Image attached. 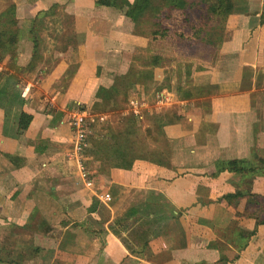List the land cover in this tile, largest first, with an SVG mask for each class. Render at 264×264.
Returning <instances> with one entry per match:
<instances>
[{"label": "crops", "instance_id": "crops-1", "mask_svg": "<svg viewBox=\"0 0 264 264\" xmlns=\"http://www.w3.org/2000/svg\"><path fill=\"white\" fill-rule=\"evenodd\" d=\"M8 2L21 39L25 35L22 40L30 44L28 53L18 51L21 39L16 46L15 65L23 68L32 57L27 32L33 19L52 7H69L77 18L71 25L76 40L53 57L40 47L32 73L15 72L9 57L0 64V72L20 79L22 110L32 116L28 128L12 136L15 126L0 109V240L8 233L14 242L11 251L0 245V259L7 261L0 264H264V225L249 242L238 236V229H254V219L244 216L248 200H222L237 191L264 195V167H259L264 162V0H233L218 48L197 42L209 49L201 61L177 58L187 49L177 35L186 32L177 24L166 25L167 39H153L150 33H134L121 12L97 6L96 0ZM8 2L0 0V15ZM190 51L193 56L199 50ZM184 65L192 66L181 79L183 89L192 90L185 99L177 92ZM129 69H151L149 84L157 82L161 89L157 97L164 93L178 104L193 105L197 116L191 113L192 127L179 131L182 117L163 110L176 119L162 128L173 145L171 164L136 160L130 170L99 172V162L85 151L74 154L68 116L82 107L90 125L99 126L106 114L90 111L97 89L111 87L115 76ZM146 107L142 113L127 108L128 114L152 115ZM230 160L247 161L256 176L228 171ZM129 192H139V199L118 209L120 193ZM146 205L179 216L152 227L150 238L132 233L139 222L121 231L122 214L131 207L143 213ZM147 238L141 253L139 241Z\"/></svg>", "mask_w": 264, "mask_h": 264}, {"label": "trees", "instance_id": "trees-1", "mask_svg": "<svg viewBox=\"0 0 264 264\" xmlns=\"http://www.w3.org/2000/svg\"><path fill=\"white\" fill-rule=\"evenodd\" d=\"M185 3L188 4L185 5ZM95 4L97 6L114 8L121 12L134 26L133 32L137 34L139 33V26L146 23L145 17L150 15L151 19L154 21V27L150 33L153 39H167L169 37V29L166 26V22H168V20H173L174 24H181L180 26L182 29H189L188 32L192 35V39H188L189 37L187 36L185 37L186 34H184V32L177 35L180 40L185 41V44L188 43L191 48H196L197 46L195 45L198 44L197 42H202L218 48V45L223 40L224 23L233 11V0H200L199 3H194L193 0H163L161 6L167 9V11L164 12L159 8V3L157 2L154 4L153 0H134L131 3L128 2V0H96ZM195 4L204 5V11H201V16L203 17L201 20L203 22L200 24H195L193 21L194 18L188 15L189 11H185L187 9H193V5L195 6ZM53 8L55 7L50 9L51 12L44 11L40 15H51L54 12L52 11ZM178 15L179 17H177ZM38 20L40 19L36 17L30 22L27 32V37L33 44L32 57L24 68H18V66L15 65V50L21 39L22 33L18 21L15 18L14 6L10 5L6 11L0 15V64L6 57H9L7 64H9L15 72L32 73L36 69V63L33 61L38 58L42 43V39L38 35L40 26L38 22L41 21ZM153 64H155V61ZM150 65H152V63H150ZM131 70L123 76L115 77V81L111 87L107 89L99 87L97 89L94 96L95 101L90 108L92 114L123 110L122 104L127 100V90L135 88L140 91L141 88H143L141 84H145L152 80L151 69L136 71L130 74L132 72ZM191 70V65H184L181 69V78L178 80L177 92L180 94V97L184 99L190 97L192 90L183 89L184 86L182 84L185 82L181 79L184 76H189ZM188 82L190 81L186 83ZM19 84L20 79L16 75L8 74V72H0V109L4 111L6 118L8 117V111L12 110L11 108L19 109L17 116L11 120L12 125L14 124L15 126L12 136L21 135L28 128L32 120V116L22 110L25 99L22 97ZM121 89L124 91L119 93ZM157 91H161V89L159 88ZM81 110L85 109L82 108ZM148 116L149 115L145 113L141 116L128 114L122 119L120 127L112 128L106 126L105 132L102 131L103 133L94 135L89 134L87 136L90 148H85L84 153L94 161L99 162V172L107 173L108 170L113 168L130 170L136 160L164 166L169 164L168 161L163 159V154L158 157L155 149L150 150L138 140L139 130L136 128L137 122H140V120L141 122L148 120ZM175 120L174 114L172 113L171 115L167 114L155 117V122H151L152 128L156 127V130H154L156 133L155 135L163 137L162 139L166 142L167 147L171 143L164 136L162 128ZM150 132V129H146V133H148L147 136L150 135ZM3 134L7 135L5 122ZM247 163L248 162L245 160H230L227 164V170L235 174L247 173L253 178L256 176L257 172H255V169L251 166L247 168ZM262 166L264 167V162L260 161L259 167ZM222 198V200L233 203L242 198L248 200V206L244 216L254 219V229L250 232L238 229V236L249 242L256 234L257 227L264 225V195L255 194L250 191H237L233 194L225 195ZM92 210L93 207L89 209L90 212ZM142 210L144 214L142 212L140 213L135 207L127 209L117 221L121 231H126L132 225L136 224V222H139L136 228L132 230V233L136 235H149L150 238L152 233L155 232L154 229L151 230L152 227H160L161 224H166L168 221L179 216V213H168L163 207L158 205H146ZM129 220H132V222H128ZM110 229L116 236L121 237V232L118 229L115 227H111ZM139 229L144 230L143 233H140ZM149 238L139 241L141 253L147 246ZM137 239L140 240L139 238ZM122 242L127 249L131 250L129 244H127L123 238ZM2 260L0 259V263L7 262L4 259ZM12 263V261H8L7 264Z\"/></svg>", "mask_w": 264, "mask_h": 264}, {"label": "rangeland", "instance_id": "rangeland-1", "mask_svg": "<svg viewBox=\"0 0 264 264\" xmlns=\"http://www.w3.org/2000/svg\"><path fill=\"white\" fill-rule=\"evenodd\" d=\"M8 2V0H6ZM163 0H153L154 4H156L157 2L160 5V9L161 11H167L166 8L162 7ZM200 0H193L194 3H199ZM188 4V3H187ZM185 3V5H187ZM10 2H8L6 4V8L9 7ZM71 9L68 8H61L58 7L51 15H47L44 16L43 14L38 16V18L41 22L39 23V30H38V35L39 37L42 39L43 44L41 43V47L42 48H46L50 50V55L51 57H53L56 51H61L63 50L64 47L67 46V42H71L74 40H76V36L74 35V31L72 32L71 30V25H76L75 19L76 14H73V11H70ZM176 11V10H175ZM185 11H189V16L191 18H194L193 21L195 24H200L203 21L201 19H203V17L201 16V11H204V5L202 4H195V6L193 5V9H187ZM51 12V11H50ZM179 17V15L177 16ZM75 18V19H74ZM145 22L144 24H142V26L140 25L138 28L139 33L141 34H148L151 33V31L153 30V19H151L150 15H147L145 17ZM165 23V22H164ZM43 25V26H42ZM166 25H174V21L173 20H168V22H166ZM181 25V24H180ZM188 27V26H185ZM183 30L186 32L185 37H189L188 39H192V35H190L189 32H187L189 29L188 28H183ZM25 38V35H23L22 39ZM19 43L18 46V51L19 49H21L23 52H27L29 50L30 44L29 42H26L25 40H22ZM71 39V40H70ZM73 39V40H72ZM74 40V41H75ZM189 41H193V40H189ZM48 43V44H47ZM181 45H183L184 47H186L187 49H185L183 46L182 48L185 49L184 51L179 52V54L177 55V58L180 57V59H185L186 61H190V60H195L198 61L200 59H202V57L205 58V55H208L209 49H204V47L201 46H197L196 48H191L190 45L188 43H184V42H180ZM202 45V43H201ZM196 46V45H195ZM167 47V46H166ZM165 47V48H166ZM177 46L174 45L173 49L176 50ZM194 49V50H191ZM45 50V49H43ZM191 50V51H190ZM197 51L196 54H194L193 51ZM187 51L192 52L194 55L192 56L191 54H189ZM165 52H168L167 50H165ZM169 54V52L167 53ZM52 59V58H50ZM201 61V60H200ZM52 65L48 64V67H51ZM18 68H23V67H19ZM131 70V69H129ZM128 70V71H129ZM127 71V72H128ZM132 73H135L136 70H131ZM117 77V75L115 76ZM115 81V78H114ZM147 82V81H145ZM150 82H147L145 84H141L143 86V92H135L132 88L127 90V100L122 104V108L123 110L121 111H110L106 114L105 118H103L102 122H100L101 124L99 126H95V124L91 125V130L92 133L94 134V132H105L106 126L108 127H112V128H118L120 127L121 123H122V119L124 117H126V115H128V113L130 112L129 109L130 108L132 111H136V112H143V111H147L146 109L149 106V111H151L150 113L152 115L149 114V118L148 120H145L143 122H137V129L138 131V140L146 145L150 150L155 149L157 152V156L160 157L162 154L163 159H165L166 161H168L170 163H172V159H171V150L173 148L172 144H169V146H166V142L163 141V137L160 136H156L155 131L156 127L151 126V122H155V117H160L163 115H167V114H172L173 112L168 111V113L164 114L165 109H173L176 111V114L181 118L180 121V126H179V131H184L185 129L192 127V122L193 120H195V118L190 117L192 112V108H194L193 105H189V106H185L184 103H180L178 104L176 101H173L171 97L165 95L164 93H162L160 95V97H157V90H158V83L155 82L156 84L153 85L152 83L149 84ZM147 88V89H146ZM122 90V89H121ZM119 93H122L124 90H122ZM122 103V102H120ZM156 103H158L157 105H159V107L156 105ZM147 104V105H146ZM146 105V106H145ZM184 105V106H182ZM193 106V107H192ZM108 107V106H106ZM11 111H8V118L10 120H13L14 117L17 116L19 109L17 108H11ZM194 114V113H193ZM140 116V115H138ZM194 116H197L196 114H194ZM189 118H191V120H189ZM146 129H150V135L147 136L148 133H146ZM156 137V138H155ZM171 143V142H170ZM90 148V146L88 147ZM160 154V155H159ZM165 156V157H164ZM170 163V164H171ZM179 163V162H177ZM121 197H120V205H118V209L122 208L125 206L126 203H128L131 199H133V201H137L140 197V193L139 192H129V193H120ZM120 207V208H119ZM122 210V209H120ZM8 231H12L8 230ZM18 235V234H17ZM0 237H1V233H0ZM10 235L8 238V233H5V236L2 241L0 240V245H2L3 247H5L6 249H8L9 251H11L12 249V245L14 244V242L12 240H10Z\"/></svg>", "mask_w": 264, "mask_h": 264}, {"label": "built area", "instance_id": "built-area-1", "mask_svg": "<svg viewBox=\"0 0 264 264\" xmlns=\"http://www.w3.org/2000/svg\"><path fill=\"white\" fill-rule=\"evenodd\" d=\"M88 113L81 109H75L68 116V125L72 133V147L74 154L79 157L87 146V136L90 134V123ZM106 201L110 200L108 194L104 195Z\"/></svg>", "mask_w": 264, "mask_h": 264}]
</instances>
